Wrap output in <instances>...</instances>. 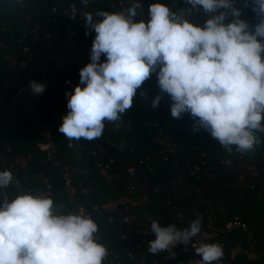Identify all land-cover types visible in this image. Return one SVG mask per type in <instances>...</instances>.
Segmentation results:
<instances>
[{"label":"trees","instance_id":"1","mask_svg":"<svg viewBox=\"0 0 264 264\" xmlns=\"http://www.w3.org/2000/svg\"><path fill=\"white\" fill-rule=\"evenodd\" d=\"M118 1L88 0L84 6L81 0H0V152L8 159L19 158V182L0 188L1 203L5 197L12 200L28 189L33 195L40 189L47 191L50 184L47 197L53 199L58 211L78 213L80 206L86 207V215L98 225V242L114 250L127 243L122 236L126 215L133 217L131 227L158 221L162 227L175 224L180 230L202 217L201 232L192 242L208 232L210 224L225 229L228 221L238 217L248 229L236 227L219 233L215 242H224L223 256L214 264H264V133H257L260 143L254 151L241 154L233 148L229 153L208 131L193 130L190 113L173 118L168 94L162 95L158 107H152V100L160 94L156 73L137 89L132 108L120 121L105 122L100 138L69 141L58 131L61 116L68 111L65 93L79 84L80 69L90 62L95 32L85 35L83 13L111 12ZM134 2L143 5L135 20L147 22L148 6L161 0ZM172 3V11L188 6L184 0ZM71 7L78 11L73 18L65 12ZM235 7L251 27L260 21L251 0H235ZM54 14L60 17L61 25L53 45L36 54L35 24L48 22ZM205 18L196 12L188 16L190 22L201 26ZM67 41L71 45L66 48ZM25 45L33 55L24 51ZM104 60L102 55L101 62ZM30 80L45 84V91L22 95ZM48 139L57 148L58 165L37 146ZM0 169L5 170L3 163ZM132 185L136 188L134 198ZM124 196L137 203L129 200L109 206ZM132 235L136 236L131 241L135 252L140 241L151 259L178 264L180 254L185 262L195 255L187 253L192 242L174 247V259L166 251L153 255L143 235ZM154 239V234L149 235V240Z\"/></svg>","mask_w":264,"mask_h":264},{"label":"clouds","instance_id":"2","mask_svg":"<svg viewBox=\"0 0 264 264\" xmlns=\"http://www.w3.org/2000/svg\"><path fill=\"white\" fill-rule=\"evenodd\" d=\"M184 3L188 7L179 11L150 4L147 22L135 20L143 11L141 3L122 12L83 13L85 35L94 31L95 37L79 84L65 93L68 111L58 127L61 134L69 141L100 138L105 122L120 121L137 89L156 73L160 94L153 108L166 93L173 118L190 113L193 130L208 131L229 153L233 148L241 154L254 151L260 143L257 133H264V0H251L260 17L254 27L240 18L235 0ZM81 4L87 6L88 0ZM193 12L206 17L202 26L187 18ZM30 88L42 94L46 85L30 81ZM12 180L9 170L0 171V188ZM2 201L0 264H104L109 251L98 242L99 228L90 216L59 212L52 198L31 192ZM201 226L202 217L183 230L153 221L155 239L148 242V251H166L175 258L173 248L187 246ZM195 254L201 264H214L223 250L201 243Z\"/></svg>","mask_w":264,"mask_h":264},{"label":"built area","instance_id":"3","mask_svg":"<svg viewBox=\"0 0 264 264\" xmlns=\"http://www.w3.org/2000/svg\"><path fill=\"white\" fill-rule=\"evenodd\" d=\"M9 1L18 2L20 0H9ZM132 3H135L134 0H119L118 3L113 7V10L111 12L125 11L127 8L131 7L130 4ZM160 3L167 5L172 10V5H173L172 0H161ZM181 8H185V7H181ZM181 8H176L175 11H179ZM65 12L71 18H73L78 13L76 7H71L70 9H66ZM60 22L61 21H60V17L58 16V14H54L48 22L44 24H40V23L35 24L34 28H35L36 38L38 42L37 49L35 50L36 54L41 53L42 50H48L52 47L53 42H54V36L56 35L61 25ZM0 45H3L2 41H0ZM24 51H28L30 55H33V51L30 50L29 45L24 46ZM28 59H30V56ZM30 81H35V80H30ZM30 81L27 83V86H26L28 88H30ZM76 85L77 84H73L71 86V89L73 90ZM64 115L65 113L62 114L61 117H63ZM37 146L41 151L46 153L48 160L53 162L55 165L59 164L60 160L58 158L57 148L54 145V143L51 141V139H48L46 141H39L37 143ZM18 162H19L18 157H15L13 159H8L5 152L3 151L0 152V164L3 163L5 170H9L12 173V177H13L12 184L14 185H16L19 182ZM0 171L2 170L0 169ZM63 176L66 180V185L68 186L69 191L72 192L71 179L69 175L65 172ZM109 176L110 175H108V177ZM50 188H51L50 184H47L46 185L47 191L40 189L36 192L35 195L47 196L48 190H50ZM27 192L33 193V191L30 189H28ZM130 194L131 196L133 195V198H134V194H136L135 185L131 186ZM5 199L8 200V197H5ZM72 199L73 198H71V200ZM129 200H132L133 204L137 203V200L135 199L133 200L130 197L124 196L122 198H119L116 201H111L109 203V206H117L118 204L126 203ZM0 204H2L1 201H0ZM95 209L100 211V208L98 206H95ZM78 214L86 215L87 208L84 206H80L78 208ZM210 221H212L211 218H210ZM122 222L126 223V232H124L122 236L127 241V243L117 250L109 248L108 249L109 255L105 260L106 264H172V263H167L165 261H159L154 258L153 259L149 258L146 252L142 250L140 241L136 242V248H138L139 250L135 252V250L133 249V244L131 241L133 239L134 240L136 239V236L132 235L133 232L143 235L142 237L143 242L151 241L149 240V235H152L153 233L150 231L149 224L142 223L141 225H138V226L136 225V226L131 227L134 220H133V217L130 215L124 216L122 219ZM236 227L243 228L244 230L248 229V225L242 222L238 217H235L234 219L228 221L227 224L225 225V229H221L218 226L210 224L209 225L210 230L206 232L203 236L198 237L197 240L192 242L191 247L190 248L188 247L187 249V253L192 252L195 254V247L199 246V244L201 243L218 244L222 247L224 245V242L219 241V240H218V243L215 242V240H217V238L219 237V233L222 232L223 230L228 231ZM249 255H251V253ZM169 258H172V257L169 255ZM178 264H201V257L195 254V255H192L187 262H185L184 257L180 254L178 256Z\"/></svg>","mask_w":264,"mask_h":264},{"label":"rangeland","instance_id":"4","mask_svg":"<svg viewBox=\"0 0 264 264\" xmlns=\"http://www.w3.org/2000/svg\"><path fill=\"white\" fill-rule=\"evenodd\" d=\"M70 45H71V43H70L69 41H67L66 44H65V47L67 48V47H69ZM21 93H22V95H25V94L27 95V94H31L32 91H31L30 88L25 87L24 89H22ZM144 199H145V198H144Z\"/></svg>","mask_w":264,"mask_h":264}]
</instances>
